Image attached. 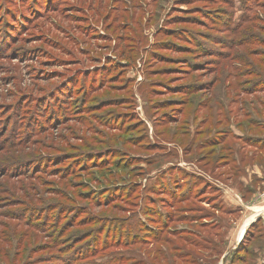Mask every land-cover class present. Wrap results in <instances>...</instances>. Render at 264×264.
I'll return each instance as SVG.
<instances>
[{
    "label": "rangeland",
    "instance_id": "rangeland-1",
    "mask_svg": "<svg viewBox=\"0 0 264 264\" xmlns=\"http://www.w3.org/2000/svg\"><path fill=\"white\" fill-rule=\"evenodd\" d=\"M0 264H264V0H0Z\"/></svg>",
    "mask_w": 264,
    "mask_h": 264
},
{
    "label": "trees",
    "instance_id": "trees-1",
    "mask_svg": "<svg viewBox=\"0 0 264 264\" xmlns=\"http://www.w3.org/2000/svg\"><path fill=\"white\" fill-rule=\"evenodd\" d=\"M257 158L260 160L262 157L258 156Z\"/></svg>",
    "mask_w": 264,
    "mask_h": 264
},
{
    "label": "water",
    "instance_id": "water-1",
    "mask_svg": "<svg viewBox=\"0 0 264 264\" xmlns=\"http://www.w3.org/2000/svg\"><path fill=\"white\" fill-rule=\"evenodd\" d=\"M244 230H245V231H244V234H245V232H246L247 228H246V229H244ZM244 234H243V235H244Z\"/></svg>",
    "mask_w": 264,
    "mask_h": 264
}]
</instances>
